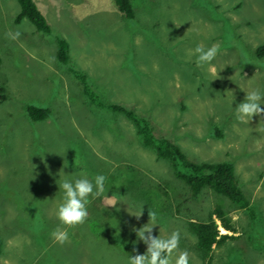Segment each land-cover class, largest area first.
<instances>
[{
  "label": "rangeland",
  "instance_id": "1",
  "mask_svg": "<svg viewBox=\"0 0 264 264\" xmlns=\"http://www.w3.org/2000/svg\"><path fill=\"white\" fill-rule=\"evenodd\" d=\"M33 1L49 34L26 18L16 23L17 2L0 0V264H127L146 249L134 229L149 211L158 219L153 237L179 233L169 264L180 251L189 264H264V114L241 121L234 111L244 92L264 89L256 54L264 0H130L132 19L111 0ZM57 39L68 43L65 66L55 59ZM197 44L217 46L211 69L196 66ZM71 71L189 162L232 165L248 209L208 189L191 195L132 123L87 103ZM28 106L50 114L32 122ZM95 174L106 177L105 192L90 198L85 222L59 225L60 181ZM216 205L235 238L206 254L188 223L205 221ZM57 228L68 232L63 244L50 235Z\"/></svg>",
  "mask_w": 264,
  "mask_h": 264
},
{
  "label": "trees",
  "instance_id": "2",
  "mask_svg": "<svg viewBox=\"0 0 264 264\" xmlns=\"http://www.w3.org/2000/svg\"><path fill=\"white\" fill-rule=\"evenodd\" d=\"M19 5L20 12L15 22L18 23L26 18L35 28L37 32L44 34L50 33V28L38 10L33 0H15ZM118 13L125 19L133 18V11L130 0H111ZM68 43L63 39L56 40L55 59L58 64L65 66L68 61ZM258 57L264 56V44L256 51ZM73 76L79 83L84 85L83 96H86L87 103L91 107L106 109L112 113L123 116L134 126L136 135L140 137L141 144L145 148L154 151L155 156L159 160L166 161L173 170L174 176L181 180L189 189L191 195L197 196L203 189H208L217 195H221L228 199L231 205L240 209H248L249 203L238 188L232 165L221 163L216 165L196 164L189 162L179 148L172 142L157 138L152 133L148 123L138 118L130 110L117 104H103L89 87L85 85V76L81 73L71 71ZM28 118L32 122H41L48 118L50 111L48 108L37 106H28L26 108ZM215 135L220 137V133L215 131ZM220 229L225 234L220 233ZM189 231L195 236L196 248L208 254L214 246H221L228 240L235 237V229L227 218L223 209L216 205L207 214L203 222H189ZM230 233V234H229Z\"/></svg>",
  "mask_w": 264,
  "mask_h": 264
},
{
  "label": "clouds",
  "instance_id": "3",
  "mask_svg": "<svg viewBox=\"0 0 264 264\" xmlns=\"http://www.w3.org/2000/svg\"><path fill=\"white\" fill-rule=\"evenodd\" d=\"M192 52L197 67L207 66L211 69V62L216 57L218 48L216 45L205 48L197 44ZM244 93L243 100L234 107L237 119L251 121L254 116L264 114V108L261 107L264 105V89L253 88ZM105 180L106 177L103 174H95L91 177L80 175L71 179H62L58 186L61 198L55 209L59 225L64 228H72L83 224L88 217L86 206L89 204L90 198L95 199L105 192ZM134 216L139 218V216ZM148 217L147 224L139 229H134L137 240L141 241L146 249L143 254L128 255L127 264H169L171 254L178 249L179 233L172 231L167 238H161L159 234L153 237L152 228L158 225V219L155 212L149 211ZM146 233L147 235H145ZM50 235L60 244L68 239V232L60 230V228L51 232ZM175 264H189L188 252L180 251Z\"/></svg>",
  "mask_w": 264,
  "mask_h": 264
},
{
  "label": "crops",
  "instance_id": "4",
  "mask_svg": "<svg viewBox=\"0 0 264 264\" xmlns=\"http://www.w3.org/2000/svg\"><path fill=\"white\" fill-rule=\"evenodd\" d=\"M43 15V14H42ZM46 120V119H45ZM44 121V120H43ZM43 121H41V122H43Z\"/></svg>",
  "mask_w": 264,
  "mask_h": 264
}]
</instances>
